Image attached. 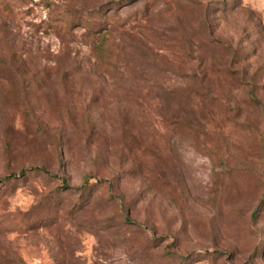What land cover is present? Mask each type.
I'll use <instances>...</instances> for the list:
<instances>
[{
  "label": "rangeland",
  "instance_id": "374dc122",
  "mask_svg": "<svg viewBox=\"0 0 264 264\" xmlns=\"http://www.w3.org/2000/svg\"><path fill=\"white\" fill-rule=\"evenodd\" d=\"M260 67L264 0H0V264H264Z\"/></svg>",
  "mask_w": 264,
  "mask_h": 264
},
{
  "label": "trees",
  "instance_id": "16d2710c",
  "mask_svg": "<svg viewBox=\"0 0 264 264\" xmlns=\"http://www.w3.org/2000/svg\"><path fill=\"white\" fill-rule=\"evenodd\" d=\"M210 10V7L206 9L207 12H209ZM228 52H232L234 54L233 51L230 50V48H227ZM259 69H263L264 68H259ZM258 69V71H259ZM246 86H247V95L249 97V100L250 102L257 108H260V110L262 111V115H263V118H264V103L261 101V99L255 97L254 95V89L256 87V84L255 83H252V82H246ZM258 140H259V147H260V150H261V156H262V160H263V167L261 169V176H259V181L261 182V184L263 185V188H264V123H263V126H262V130L260 131V133L258 134ZM34 169H37V168H34ZM42 170L45 171L44 168H41ZM30 170H33V169H30ZM25 174V171L24 170H21L19 171V174L18 176H16L15 174H10L8 176H5L3 178H0V185H5L7 183H10L12 181H15V180H18V179H22L24 178ZM103 181H98V184H101ZM87 188L86 185H83L80 189L81 190H85ZM261 201L259 203V205H262L264 203V189H263V193L261 195ZM253 217H255V214L253 215ZM125 222L128 221L127 218L124 219ZM128 224H131V222H127Z\"/></svg>",
  "mask_w": 264,
  "mask_h": 264
}]
</instances>
